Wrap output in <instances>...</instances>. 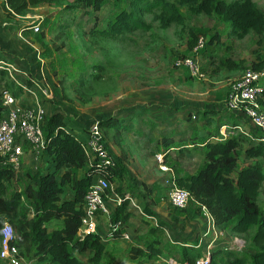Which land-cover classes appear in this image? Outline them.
<instances>
[{
    "label": "rangeland",
    "instance_id": "rangeland-1",
    "mask_svg": "<svg viewBox=\"0 0 264 264\" xmlns=\"http://www.w3.org/2000/svg\"><path fill=\"white\" fill-rule=\"evenodd\" d=\"M255 1L264 12V0ZM75 2L76 0H61L59 6L40 5L31 8L25 15L27 17L8 19L11 24L0 26L1 38L8 45L3 46L6 51H0L8 54V60L22 61L26 65L33 63L43 69L42 72L55 96L53 102L46 104L47 112L50 114L53 109L62 112L69 129L74 132L80 131L84 134L93 122L104 117L123 114L126 110L138 112L149 107L154 111L153 114L143 115L134 121L135 130L140 129L138 136L124 134L117 142L112 138L115 142L112 145L118 154L121 153L119 158L123 160L124 166L127 168L133 163L151 160L157 173L162 176V182L165 178L172 179L193 173L203 162L202 151H197L192 161L179 160L171 155L172 159L165 164L169 171H163L153 158L154 146L149 144V137L155 139L161 133L169 131L174 134L201 132L204 128L203 118L195 113L192 121L187 120L186 110L226 108L234 82L255 64L264 61V37L252 32L240 39L231 33L230 26L218 16L193 14L187 7H183L180 8L185 19L183 23L163 29L158 22L153 21L152 15H144L145 20L152 26L149 32H129L123 40L114 42L91 35L89 31L95 24L99 28L105 27L107 21L126 4L109 0L96 14L92 9L65 10L66 5ZM36 25L40 27L39 33H34L31 29ZM20 26L28 28L23 33L24 39L19 37L22 30L19 29ZM201 37L207 43L196 52L197 40ZM54 41L57 46L64 42L63 47L57 49ZM189 57H194L199 62L204 73L203 79L193 78L187 70L176 66L178 59ZM227 59L241 63V69L236 73L230 72L224 64ZM5 81L6 77L0 73V82L4 84ZM214 126L217 127V122ZM77 135L82 141L86 137ZM107 147L112 155L108 143ZM41 162L40 158L38 166L35 163L21 165L15 172L14 179L6 184L7 197L14 191L25 190L30 174L43 171ZM136 180L138 182L139 179L128 171L126 182L131 184L133 181V188H127L126 193H133L138 201L149 192V187L152 191L157 190L160 195L169 193L168 184L164 183L162 187L149 183L148 179L144 185L138 186ZM117 184V181L112 182L114 190ZM260 205L264 208L262 203ZM195 208L192 201L181 210L175 209L170 202L164 205L162 210L171 214L167 215L171 218L168 219L170 224L166 228L162 227L160 235L153 233L160 240L158 245H162L160 256L150 259L144 256L135 257L132 246L127 241L114 240L105 242L106 249L100 264H160L157 261L160 258H181L179 251L183 244L193 249L206 231L196 227L206 223L208 219L202 214L201 218L193 214ZM21 210L27 211V205L24 204ZM133 216L137 217L136 214ZM62 224V220L55 219L48 223V227L57 228ZM105 227L108 228L107 233L101 234L108 239L112 227L110 224ZM224 231L226 238L217 243L214 249L216 255L227 251L226 248L234 237L227 229ZM253 234L254 231L239 235L246 241V247L241 252L233 251L238 257L246 258V264H253V255L257 251L252 242ZM146 238L148 244L154 241ZM205 246L203 243L201 249H194L198 257ZM21 253L24 257L23 264H39L36 258L26 254L23 249ZM75 254L85 264H91L90 252ZM0 264L6 263L0 259Z\"/></svg>",
    "mask_w": 264,
    "mask_h": 264
},
{
    "label": "trees",
    "instance_id": "trees-1",
    "mask_svg": "<svg viewBox=\"0 0 264 264\" xmlns=\"http://www.w3.org/2000/svg\"><path fill=\"white\" fill-rule=\"evenodd\" d=\"M107 1L109 0H76L75 3L66 5L65 10L92 9L96 14ZM116 1L125 3V7L108 20L105 27L99 28L96 24L92 26L89 31L91 35L119 42L129 32H149L152 26L144 15H152L153 21L166 29L184 22L180 8L187 7L193 14L218 16L230 26L231 33L240 39L252 32L264 37V12L255 0ZM60 3L61 0H4L3 10L7 18L14 19L16 16H25L31 8L40 5L59 6ZM53 43L56 45L55 41ZM63 45L64 42L56 47L61 49ZM263 63L264 61L255 64L252 68L259 69ZM224 64L230 70H240L242 67L241 63L230 59ZM2 90L0 88V117L4 111ZM261 104L264 105V99ZM186 111L187 120L192 121L195 113L203 118L204 132L174 134L169 131L161 133L155 139L149 137L150 143L154 145L153 153H161L166 164L171 155L179 160H192L197 151H202L204 159L197 173L178 176L177 185L191 194V201L196 205L193 214L201 215L202 208L205 207L215 224L223 230L227 229L229 233L243 236L254 231L252 242L257 251L253 255V264H264V208L259 203L264 185V168L260 159L264 158V144L253 140L245 146L242 134L222 139L219 128L224 125L222 118L225 119L227 114L220 110L194 108V111ZM153 113L149 107L138 112L126 110L123 114L104 117L99 123L105 139L112 132L116 138H121L124 134H138L140 129L135 130L134 121ZM216 122L218 128L214 129ZM230 122L236 128L240 124L234 116ZM44 131L46 149L42 157L53 162L52 170L30 174L25 190L14 191L7 197L6 184L14 179L15 171L0 164V224L2 226L9 221L13 225L14 243L20 250L23 249L26 254L36 258L39 264H85L75 252H90L89 263L100 264L106 249L102 234L98 231L86 236L84 240L78 237L86 192L97 175L105 176L112 182L118 181L115 192L123 201L113 209L109 222L124 228L131 216L127 212L130 199L126 197V190L133 188V181L127 184L128 170L121 158H114V165L107 168L98 163L90 165L83 141L69 129L62 112H47ZM68 186L73 192L72 199L65 197ZM130 194L133 195L131 192ZM24 204L27 205L25 212L21 210ZM143 204L144 212L153 215L150 194L144 195ZM55 219L62 220L63 224L50 229L48 223ZM117 235L119 232L115 233ZM158 242H150L145 249L132 247V253H135V257L144 256L148 259L160 256L162 248ZM194 249L183 244L179 251L183 262H194L198 258ZM246 263V258L238 257L237 253L229 250L218 255L214 251L211 261V264Z\"/></svg>",
    "mask_w": 264,
    "mask_h": 264
},
{
    "label": "built area",
    "instance_id": "built-area-1",
    "mask_svg": "<svg viewBox=\"0 0 264 264\" xmlns=\"http://www.w3.org/2000/svg\"><path fill=\"white\" fill-rule=\"evenodd\" d=\"M34 33L40 32L39 25L31 27ZM205 38L198 40L195 48L199 52L206 44ZM13 87L5 88L1 93V102L4 111L0 117V164L10 167L15 172L22 165L26 147L37 161L42 158L46 149L45 124L47 111L45 102L55 99L54 92L45 76L34 78L20 70L15 64H4ZM176 66L187 70L189 75L196 79H203L204 73L199 62L194 57L181 58L176 61ZM23 78H19V75ZM264 99V63L261 68L248 69L241 78L236 80L230 90L226 109L240 111L249 120L254 134L247 133L248 137L264 144V109L261 100ZM83 148L89 159L90 165L98 163L102 167L114 165V158L107 147L106 139L99 121L92 123L83 141ZM160 169L168 171L164 163V156L157 155ZM112 181L102 175H97L92 181L84 198L83 215L78 237L84 240L86 236L98 233L99 219L102 216L110 219L115 207L122 204L123 198L116 195L110 196ZM127 198L131 199L129 195ZM191 194L173 182L169 192L170 204L175 209H185L190 203ZM209 220L207 229L195 249H201L206 244L202 254L194 262H183L179 256L160 258V264H211L213 252L220 240L225 237V231L218 227L213 217L205 207L202 208ZM109 240L120 239L130 242L131 235L123 228L111 224ZM119 235L115 236V233ZM226 238V237H225ZM104 242L107 239H102ZM15 233L13 225L6 221L0 228V259L6 264H23L24 257L21 250L14 243ZM246 247V241L238 234L229 243L228 251L241 252Z\"/></svg>",
    "mask_w": 264,
    "mask_h": 264
},
{
    "label": "crops",
    "instance_id": "crops-1",
    "mask_svg": "<svg viewBox=\"0 0 264 264\" xmlns=\"http://www.w3.org/2000/svg\"><path fill=\"white\" fill-rule=\"evenodd\" d=\"M3 1L4 0H1V2H0V4H1V7H0V26H4V25L6 26V25L11 24V22L9 21L10 19L6 18L7 16H6V14H5L4 10H3ZM3 14H5V16ZM24 17H27V16H16L14 19H11V20L22 19ZM23 28H24L23 26L21 28H19V29H22L19 32V37H21L22 39H24L23 33L24 32L26 33V31L28 30V28L27 29H25V28L23 29ZM6 45H8V44H5L4 40H2L1 31H0V49H2V51H6L5 49H3V46H6ZM2 51H0V73L4 74V76L6 77V81H5L4 84H2V82H0V88L1 89L13 87L12 86L13 84H11V81L9 79V76H8L7 70L5 69V65L4 64H9V63L15 64L20 70L30 74L34 78H40V77L45 76L44 73L42 72L43 69L42 68L39 69L32 62H31L32 64L26 65L22 61L8 60V58H9L8 54H6V53H4ZM38 63H40V62H38ZM42 65L43 64H41V67H42ZM229 71L232 72V73L238 72V70H229ZM18 77L19 78H23V76L21 74ZM50 102H53V100L44 103L45 104V108H46V104L50 103ZM263 107H264V105H263ZM53 111H54V109L51 112H53ZM220 111H222L223 113L227 114L225 119L222 118V122L224 123V125H222L219 128V131H220V134L222 136V139H227V138H230V137H237L238 135L242 134L244 139H245V143L244 144H245V146H248V144H250L254 140L251 137L247 136V133L254 134V130H253L249 120L240 111H229V110H226V108H221ZM233 116H234V118H237L238 122L240 123L237 128L232 126L233 123L230 122V119ZM217 128L218 127H215L214 129H217ZM203 130H205V126L202 129V131ZM202 131L200 132V134H202L204 132V131L203 132ZM88 132H89V129L84 134H82L80 131H75V132L73 131V133L76 135L77 138H79L77 134L85 135L86 137H85V139L83 141L86 140ZM131 134L134 135L135 133H131ZM135 135L138 136L139 134H135ZM107 137H108V139L106 141L109 144V148L111 150V153H112V155L115 158L118 159L121 156V153L118 154V152L113 147L112 144H114L115 142L112 141V138H114L116 140V142H117V140L119 138L118 137L116 138L114 136L113 132L110 133ZM148 142H149L150 145H153V144L150 143L149 140H148ZM28 148L29 147H26L25 155H24V159H23L22 164L35 163L38 166V164L40 163V159L37 160V161L33 160V156L31 155V152L29 151ZM159 154H161V153H159ZM159 154H155V156H153V158L155 159V161L157 163H158L157 155H159ZM241 154H242V157H243L244 156V152H242ZM170 159H172V157ZM194 159H195V157L192 160H194ZM260 159H261V161L263 163V168H264V158H260ZM192 160H187V161H192ZM41 161H42L41 163H43V166H42L44 168L43 171H47V170H52L53 169V162L49 158H47V157L43 158L42 157ZM158 165H159V163H158ZM127 168H128L127 170L129 172L130 171L132 172L133 177H135V178H137V179H139L141 181V182H139V180H138V182H137V180L135 181V183H137L138 186H141L142 184H144V182L148 181V179H149V183H152V184L156 183V184L162 185V187H163L164 183L168 184L169 185L168 187L171 190L173 182H176V178L175 177L172 178V179H166L165 178L164 182H162V178H161L162 176H160V174L157 173L155 165L151 164V160L147 161L145 159V160H143L141 162H138L136 164L133 163L130 167H127ZM159 168H160V165H159ZM199 168L200 167H198L190 175H193V174L197 173ZM82 173H83V171L80 172V174H82ZM118 185L119 184H117V186ZM151 189L152 188L149 187V192H148V194H150V200H152V202H153V204L151 205V210H152V212L154 214L151 215V216L147 215L144 212V210H143V205H144L143 204V197H144V195L141 197L140 201H138V199L136 197H134L133 195H131L130 193L127 194L131 198L130 199V204H129L128 208H127V212H130L131 216L128 219L127 224L123 228V230L126 233H129L131 235V241L130 242L127 241V242L132 247L145 249L144 247H146L148 245L146 237H149L150 239L152 238L153 240H158L157 237L156 238L154 237L153 233L156 232L157 235H160L159 232L162 231V227L166 228L167 224L168 223L170 224L168 219L171 220V218H168V216H167L169 212L162 210L164 208V205H166V203L170 202L169 201V193L160 195L157 190H153L152 191ZM170 190H169V192H170ZM150 191H152V192H150ZM116 195H117V193L115 192V190L113 189V186H112L111 191H110V196H111L112 199H114ZM65 197H66V199H72L73 198V192H72V189L69 186L67 188V193H66ZM259 203H262L263 206H264V185H263V188H262L261 193H260ZM134 214H136L137 217H134L133 216ZM201 214L204 217L206 216L203 211H202ZM199 216L201 218V215H199ZM169 217H171V216H169ZM182 217H184V216H182ZM173 220H174V218H173ZM208 222H209V220L206 223L200 224L199 226H196V227H199L200 230H203V229L206 230L207 226H208ZM106 224L107 225L110 224L109 219L107 217H105V216L100 217V219H99V227H98L99 228L98 231L100 233H102V232L103 233H107L106 230L108 228L106 229V227H105ZM156 228H158V229H156ZM154 229H155V231H154ZM175 229L177 230V228H175ZM102 239H105V237H102ZM114 240H120V239L119 238L118 239H113V240H109V238L107 239V241H114ZM181 240H183V239L181 238ZM107 241H105V242H107ZM158 241H160V240H158ZM180 241H176V242L181 244ZM159 246H160V248H162V245H159Z\"/></svg>",
    "mask_w": 264,
    "mask_h": 264
}]
</instances>
